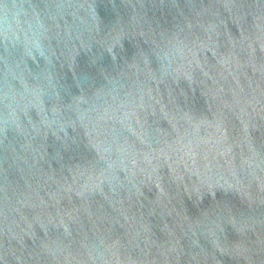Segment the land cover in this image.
Returning a JSON list of instances; mask_svg holds the SVG:
<instances>
[{
  "label": "water",
  "instance_id": "1",
  "mask_svg": "<svg viewBox=\"0 0 264 264\" xmlns=\"http://www.w3.org/2000/svg\"><path fill=\"white\" fill-rule=\"evenodd\" d=\"M0 264H264V0H0Z\"/></svg>",
  "mask_w": 264,
  "mask_h": 264
}]
</instances>
